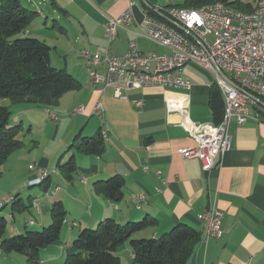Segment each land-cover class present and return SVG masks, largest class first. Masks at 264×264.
<instances>
[{
    "label": "crops",
    "instance_id": "crops-1",
    "mask_svg": "<svg viewBox=\"0 0 264 264\" xmlns=\"http://www.w3.org/2000/svg\"><path fill=\"white\" fill-rule=\"evenodd\" d=\"M129 1L134 2V23L118 28L114 39L109 42L105 32L106 18L120 14ZM237 1L229 6L241 11H251L257 2ZM28 2L33 3V10L37 12L28 34L46 42L51 50L60 52L65 58L61 68L70 72L81 86L65 92L52 102L57 106L55 114L58 120H52L49 116L50 122H47L45 117L48 116L39 110V103L16 104L17 112L33 107L35 112L25 114L29 123H33L36 115H42L40 124L46 126L49 123L45 130H51L49 133L58 135L60 140L51 154L35 153V162L27 165L37 164L51 172L52 176L49 174L40 184L46 190L51 188L47 191L48 195L42 194L47 198L40 199L43 204L36 199L30 201L32 211L26 209L27 217L23 223L17 222L12 214L13 223L7 233L23 232L27 220L32 218L36 228L45 226L50 222L51 204L60 201L66 217L59 240L40 250V264H62L65 253L71 251V241L76 233L83 227L94 226L102 218L111 217L123 223L138 221L145 216L154 218L155 223L135 233L132 238L158 237L180 222L199 232V238L193 243L191 255L185 264H264V106L259 102L251 105L252 115L242 125L230 121L228 133L232 138L231 147L210 170L205 171L198 157L184 158L178 153L179 148L193 146L194 140L179 125V113L167 110L166 100L182 96L187 104L186 112L192 120L214 123L210 98L215 85L209 70L190 61L182 70L183 76L190 80V90L143 86L122 89L126 98H118L112 86L92 82L87 62L81 56L83 51L93 54L105 49L109 54H121L133 39L137 40L143 52L153 51L158 55L167 52L166 48L139 36L138 24L144 21L148 11H155L157 7H190L185 0ZM158 13L168 21L163 11ZM49 19L51 25L48 24ZM58 20H62L64 26L58 24ZM93 69L104 73L106 65L102 62ZM96 99L103 108V121L91 114ZM136 100H141L142 106L136 107ZM77 106H83V114L65 115ZM105 126L108 136L104 140L102 154L76 153L77 171L72 178L59 176L56 164L66 159L67 144L71 138L78 132L95 135ZM114 174L122 175L125 180L123 196L117 202L95 193L92 188L96 181ZM134 194L143 196L138 208L131 200ZM212 201L223 214L222 234L219 238L205 240V222L198 218V214L204 212ZM34 203L38 205L37 210L33 207ZM20 204L22 206L17 205V209L23 207L22 200ZM72 222L75 224L72 225ZM123 246L127 247L129 254L126 258L123 256L124 261L119 257L120 263L130 264L132 250L127 242L120 247ZM127 249L122 251L123 255ZM23 257L0 252L2 264L27 263Z\"/></svg>",
    "mask_w": 264,
    "mask_h": 264
},
{
    "label": "built area",
    "instance_id": "built-area-1",
    "mask_svg": "<svg viewBox=\"0 0 264 264\" xmlns=\"http://www.w3.org/2000/svg\"><path fill=\"white\" fill-rule=\"evenodd\" d=\"M133 4L129 1L120 14L106 18L105 32L109 42L114 39L118 28L134 23ZM160 11L169 21L148 12L144 21L138 24V35L166 48L167 52L160 55L153 51L143 52L133 39L121 54H109L105 49L93 54L83 51L81 56L87 62L92 82L112 86L118 98H126L122 89L143 86L190 90V80L182 73L184 65L190 61L209 70L223 103L222 119L218 123L192 120L182 96L166 100L167 110L179 113V125L194 140L193 146L179 148L178 153L184 158L198 157L203 170L208 171L231 147L230 121L244 124L252 115L251 105L258 104L257 98L264 99V1L257 0L251 11H241L221 1L198 7L169 5L155 9V12ZM102 62L106 70L99 73L93 67ZM134 104L140 107L142 101L136 100ZM102 111V105L96 99L91 114L103 121ZM83 113V106H77L72 112ZM50 117L58 120L53 113ZM99 135L105 140L108 128L101 129ZM28 168L35 172L30 184L39 183L48 173L37 164H30ZM142 199L143 196L138 194L131 197L137 208ZM34 205L38 208L36 203ZM222 215L214 201L198 214V218L205 222V240L221 236Z\"/></svg>",
    "mask_w": 264,
    "mask_h": 264
},
{
    "label": "trees",
    "instance_id": "trees-1",
    "mask_svg": "<svg viewBox=\"0 0 264 264\" xmlns=\"http://www.w3.org/2000/svg\"><path fill=\"white\" fill-rule=\"evenodd\" d=\"M208 1H221L226 5L238 2L185 0V4L198 7ZM148 12L163 20L158 12ZM36 13V10L24 6L20 0H0V101L8 98L11 104H47L65 92L79 89L81 86L65 68H56L50 64L51 47L46 42L28 34ZM261 100L264 101L263 98ZM210 106L214 123H218L222 119L223 103L216 87L211 92ZM11 116L10 106L0 103V164L23 143L17 137L22 124L19 122L13 125L10 122ZM104 149V140L99 133L87 136L78 132L67 147L68 160L58 162L56 166L61 170L63 177L71 179L77 171L76 153L101 155ZM49 174L48 172L36 184H42ZM124 183L122 175L114 174L107 179L96 181L93 186L95 193L117 202L123 196ZM6 197L9 199L3 200L0 210L11 201L12 206H22L18 195ZM49 213V225L36 228L32 218L27 220L23 232L13 234L7 233L6 219L0 215V252L18 253L26 257L29 264H39L40 250L59 240L66 217V211L60 201L51 204ZM9 214L12 217V211ZM153 223L155 219L147 216L138 221L123 223L111 217L102 218L95 227H83L76 233L71 241V251L65 253L62 264H121L117 249L125 242L133 253L130 264H185L191 255L193 243L199 238V232L180 222L158 237L132 238V235ZM74 224L72 222V225Z\"/></svg>",
    "mask_w": 264,
    "mask_h": 264
},
{
    "label": "rangeland",
    "instance_id": "rangeland-1",
    "mask_svg": "<svg viewBox=\"0 0 264 264\" xmlns=\"http://www.w3.org/2000/svg\"><path fill=\"white\" fill-rule=\"evenodd\" d=\"M35 2H37L38 0H34ZM20 2L30 8L33 9V3L28 2V0H20ZM215 2V1H214ZM211 2V3H214ZM211 3H207L205 5L211 4ZM42 9H45L44 6H40ZM47 11V10H46ZM58 24L64 26V23L62 20H58ZM52 21L51 19H49L48 24L51 25ZM57 30V29H56ZM49 32V30L47 31V33ZM48 35V34H46ZM51 35V34H50ZM52 36V35H51ZM66 57V56H65ZM70 57L71 56H67ZM72 59V58H71ZM70 59V60H71ZM64 56H62L60 54V52H56L54 51V49L50 50V64L53 67L56 68H61L64 66ZM1 104L3 105H9L10 106V110L12 111V116H11V120L10 122L15 125L19 122L22 123L21 129L19 130V133L17 135L18 138H20L22 140V146L20 148H17L16 150H14L12 152V155L10 156V158L6 159L4 161V163L0 164V204H3V200H5V196H15L18 195V198H20L23 201V208L17 209L16 207H18L17 205L12 206L13 202H8L6 205L3 206V208L0 210V215L4 216V218L6 219V226L7 228H9L12 223V217L9 214L11 211L14 214V218L17 219V222H21L23 223L26 220V212L28 210H31V204L30 201L32 199H36L37 202H39V204H43V201L40 200L43 198V200H45V198H47L46 196L42 195V194H47V191H50L51 188H47L48 190L44 189V186H41L40 184H30L29 181L30 179L35 177V172L31 171L28 169V163L35 162L33 161V156L34 154H45V155H49L51 154V151L54 150L57 145H58V140H60L58 135L52 136L51 133H49L51 130H45L48 125H42L41 119H42V115L41 116H35L33 123H29L28 118L25 116V114H30L28 113V111H30L31 113L35 112V109L33 107H31L32 109L27 110V111H20L17 112L16 109V104H11V101L8 98H3L0 101ZM19 104V103H17ZM37 106V105H36ZM39 110L42 112L43 115H47L48 117L46 118L47 122H50L49 116L52 114V112H54V114L56 113V105H53L52 103H39L38 104ZM76 108V107H75ZM70 109L68 110V112L65 114H72V112L74 111V109ZM56 115V114H55ZM51 118V117H50ZM22 119V120H20ZM36 119V121H35ZM46 131V132H45ZM73 139V137L71 138V140ZM70 142L67 144V146H69ZM69 155L66 156V159L64 160V162L66 160H68ZM40 167V166H38ZM43 168V167H40ZM46 169V168H44ZM57 173L59 176H61V170L56 167ZM50 176H52L51 172ZM54 185V184H53ZM94 190V186L92 187ZM53 190V188H52ZM95 192V191H94ZM33 197V198H32ZM33 207L37 210L36 206L33 204ZM26 210V211H25ZM32 211V210H31ZM49 218H50V222H51V217H50V213H49ZM37 219V218H36ZM38 221V220H36ZM50 222H47L46 225H49ZM97 224V222H96ZM96 224H94L95 227ZM32 228V227H31ZM124 249L126 250L127 247L123 246V247H119L117 250L118 253V257L122 258V261H124V257H127V253H128V249L127 252L124 253V255L122 254V251H124ZM13 254H17L20 255L18 253H13ZM129 254V253H128ZM23 257V255H20ZM26 258V257H23ZM26 261V259H25ZM24 261V262H25ZM27 262V261H26ZM6 264H11V263H7ZM0 264H2L0 262ZM24 264H29L24 263ZM40 264V263H39Z\"/></svg>",
    "mask_w": 264,
    "mask_h": 264
},
{
    "label": "water",
    "instance_id": "water-1",
    "mask_svg": "<svg viewBox=\"0 0 264 264\" xmlns=\"http://www.w3.org/2000/svg\"><path fill=\"white\" fill-rule=\"evenodd\" d=\"M169 21V20H168ZM257 100L259 101L260 104H262L264 106V101L260 100L257 98Z\"/></svg>",
    "mask_w": 264,
    "mask_h": 264
}]
</instances>
